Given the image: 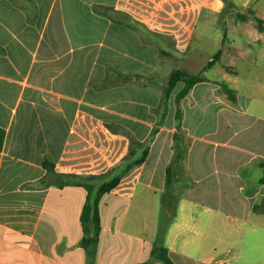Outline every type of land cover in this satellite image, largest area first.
Returning a JSON list of instances; mask_svg holds the SVG:
<instances>
[{"label":"crops","instance_id":"crops-1","mask_svg":"<svg viewBox=\"0 0 264 264\" xmlns=\"http://www.w3.org/2000/svg\"><path fill=\"white\" fill-rule=\"evenodd\" d=\"M205 9L221 5L0 0V264H91L82 220L89 190L53 175L40 185L45 162L104 174L92 180L100 183L146 149L145 161L100 199L92 264H164L153 249L177 133L188 153L176 214L166 212L169 255L176 264H264V81L242 86L233 61L218 69L223 53L206 69L199 62L192 44L215 22ZM177 68L206 79L180 100L178 82L165 104Z\"/></svg>","mask_w":264,"mask_h":264},{"label":"trees","instance_id":"trees-1","mask_svg":"<svg viewBox=\"0 0 264 264\" xmlns=\"http://www.w3.org/2000/svg\"><path fill=\"white\" fill-rule=\"evenodd\" d=\"M242 19H246V16H241ZM259 24H262V21L259 20ZM222 50H218L211 60L208 61L206 68L213 66L217 61L221 59ZM206 79L203 71L198 73L189 72L187 70L177 68L174 69L168 77L167 84L165 86L164 97L165 104L167 103L171 92L174 90L175 86L178 82H185V86L178 93V100L185 97L193 88V86ZM223 89L227 92L229 98L236 99L237 94L236 90L229 87V85L225 82H222ZM179 117L181 111H178ZM176 142H175V155L174 158L168 168L167 172V191L164 194L163 200V223L161 224L159 231V240L155 244L153 249L154 258L163 261L164 264H176L171 256L169 255V249L164 244V236L166 233V229L168 227V223L171 221L167 215L169 212L176 214L177 204L179 200V195L175 194L177 187L175 186V182L178 180L177 173H181L185 169V161L188 153V144L184 139V135L182 133L176 134ZM5 141V130L0 128V150L4 146ZM148 156V150L146 149L141 157L135 159L133 162L126 167L125 170L118 173L117 165H114L109 172L105 173V180L100 183H93V179L103 178L104 174H92V175H83L76 173H66L60 171L55 162L46 161L45 166L48 170L47 175L40 180V185L50 184L48 176L53 175L52 181L55 183L64 186L68 184H83L89 190V196L87 202L83 209L82 220L84 223V227L86 231H91V235L85 236L83 239V244L87 247L88 255L90 263L94 262L95 254H96V246L98 243V233L100 230V213H99V202L104 193L110 192L114 188L118 186L124 174L130 170V168L142 164ZM166 212L168 214L166 215Z\"/></svg>","mask_w":264,"mask_h":264},{"label":"rangeland","instance_id":"rangeland-1","mask_svg":"<svg viewBox=\"0 0 264 264\" xmlns=\"http://www.w3.org/2000/svg\"><path fill=\"white\" fill-rule=\"evenodd\" d=\"M221 5V12L214 13L205 9L204 15L215 18L206 27L203 43H194L192 48H198L199 62H208L218 50H222L223 58L218 69L226 67L233 61L235 75L242 86L264 81V0H207ZM212 14V15H211ZM241 16H246L242 19ZM209 17V18H210ZM259 20L262 24H259ZM203 19L198 24L197 33L202 28ZM248 23V24H246ZM201 32V30H200ZM197 35V34H196ZM198 37V35H197ZM250 49L252 54L244 52ZM230 50H234L233 60ZM262 54H260V53ZM233 84L234 81H233ZM264 93H262L263 96ZM162 200L159 198V220L162 211Z\"/></svg>","mask_w":264,"mask_h":264}]
</instances>
